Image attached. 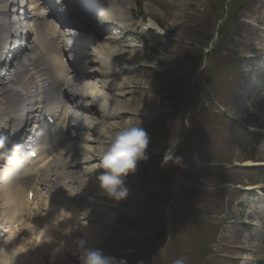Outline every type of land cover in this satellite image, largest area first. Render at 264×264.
Returning <instances> with one entry per match:
<instances>
[{
	"label": "rangeland",
	"instance_id": "obj_1",
	"mask_svg": "<svg viewBox=\"0 0 264 264\" xmlns=\"http://www.w3.org/2000/svg\"><path fill=\"white\" fill-rule=\"evenodd\" d=\"M117 2L118 5H122L121 0H117ZM135 2L136 0L132 2L131 8H133ZM217 2H220V4L216 5ZM221 4L222 6L233 7L230 13L237 15V0H152L150 3L142 4L139 7L141 24L144 28L151 27L155 31H153L154 37L145 43L144 48L136 51L131 48L126 49L123 45L126 43H121V35L94 37L101 43H106V37H110L109 43L118 44V53L131 55L129 58L126 57L125 62L123 61L129 71H132L134 67H138L135 74H130L123 81L124 88L134 87L133 89H127L124 98L116 100L114 96L116 91L110 90L112 91L113 101L115 103H118L117 101L120 102L117 107L120 106L124 109V113L118 119L117 125L124 124V127L140 126L146 130L149 139L154 137L156 141L154 150L151 147L146 153L148 159L139 162L136 171L129 174L126 178L125 186L129 194L125 200L119 203L118 216L121 215V217L115 221L117 215L115 214V216L112 213L114 212L112 209L113 205L106 202V206L110 208L105 207L104 211L106 210L105 212L110 213L111 221H113L112 225L102 232V228L107 221L98 225L95 221L88 223L93 229L98 226L101 227V230L98 231L101 233L97 241L98 244H94L92 247L102 248L106 255L114 256L118 260L123 259L126 264H151V262L153 264H176V261L172 259L178 256L179 252L185 248L186 245L183 242H188L187 238H185L186 236L183 235L184 228L187 229L188 227L186 216L176 224L174 230L165 234L166 238L163 239V247L157 251L151 244L146 243L142 236L134 237L130 232V230L141 226V222H143L142 227L148 230L146 234L152 236L154 233H161L164 225L172 221L169 214V206L171 204H168L166 199L169 193L178 192L183 194V197L176 196L175 200L179 202V205L182 204L180 200L184 201L186 207L183 213H194L192 205L196 204L197 199H195V193H193L194 189L192 188L191 180L198 179L199 184L195 189L203 193L208 188L218 189L216 184L218 174L231 180L237 181L241 179L234 165H243L244 163L241 162L249 159L252 156V152L247 150L245 139L236 130L230 128L231 121L226 115L222 114L218 119L216 118V110H221L218 108L219 105L221 103L231 105L232 107L227 109V115L243 125L247 123L264 124V121L254 119L252 116L258 114V117L264 118V86H259L255 83L247 87V82L251 77L254 79L257 76L258 79L264 80V26L258 24V26L254 27L249 24L251 22L249 19L257 17H261V21H264V0H252L249 6L250 9L240 12L239 22H234L231 29L235 30L234 34H236L237 41L233 40L235 37L232 40L229 38L222 41L221 47L225 49L226 53L219 58L210 59L204 56L201 66V69H203L202 77L195 81L197 77L194 67L195 60L200 59L203 54L204 44H208L211 35L214 36L216 33L215 21L222 13ZM262 5L263 7L260 10ZM120 23L127 25V12H125ZM197 33L204 37V44L194 41L198 39L196 38ZM132 35L134 36V34ZM139 43H141L140 40H138ZM108 45L111 46V44ZM126 46L128 45L126 44ZM209 46H211V43ZM112 47L117 46L112 45ZM213 47L214 45L212 49ZM250 53H254L256 56L249 55ZM204 54H208L206 50ZM68 56L70 55L68 54L66 57ZM178 58H186L181 60V62H177H185L186 64L180 65L182 67L178 74L170 80H159L155 75H152L154 71L148 70L152 67L159 69L163 63L175 62ZM189 60L191 62L188 64L187 61ZM134 61L136 62L134 63ZM212 65L215 66L208 73L207 79H209V82L213 81L212 95L219 102L214 105L215 101L206 97L188 105L182 98L183 90H189L191 87H200L202 85L201 81L207 77L208 68ZM94 68L100 70L101 65L96 64ZM251 69L258 71L256 74H251L249 72ZM110 76L113 79L111 83L115 84H117L116 80L120 76L118 82L121 84L124 71L116 77H113L115 74H109L108 77ZM108 77L106 79H109ZM165 86L174 91L169 97L166 94ZM114 89H119V86ZM100 91L103 90L101 89ZM95 93L97 92L95 91ZM106 96L109 97L108 94ZM162 105L164 106L163 111L168 113V116L164 117V124L161 123L162 119L160 120L159 116L147 119L133 116L150 114L158 106ZM98 126L99 128L94 133L102 135L101 125ZM190 126L194 127L195 135L198 137L195 139L197 147L191 146L181 151V153L185 156L187 153L193 152L196 158L193 159L191 154H188L187 158L189 160L186 164L182 165L183 162L176 164L175 157H179L176 149V153L173 150L174 160L172 162L165 161L164 157L168 150L174 149L175 145L180 146L181 143H184L179 136L180 131L186 130ZM259 151L264 157V142ZM204 160L218 163L219 168H202ZM178 165H180L179 169L177 168ZM173 169H176V173L181 177L178 179L182 181V191H179L177 182L173 181V177L169 176L173 173ZM212 174L215 176L211 177L210 175ZM184 177L187 179H184ZM161 182H163L162 185L160 184ZM237 189L239 191L246 190L247 194L243 195L237 190L227 194L224 216L226 221L224 229L226 231L218 239L220 242L219 246L213 247V254L219 259L213 264H255L264 251V246L262 245L263 237H259L260 233L264 231V201L261 200L264 198V176L260 177L259 186L256 188L243 189L237 187ZM228 192L229 190L226 191V193ZM41 196L46 199L47 195L41 192ZM170 197L174 199L173 196ZM170 197L169 201L171 203L173 199H170ZM103 201L100 199V202ZM145 201L148 202L147 205L154 206L150 219L144 217L149 208L147 206L140 208L143 204L141 202ZM58 202L57 200L54 202L56 207L59 206ZM2 205L1 203L0 214L4 209ZM45 205H39L38 203L37 208L33 205L37 215L49 209ZM111 209L113 210L112 212L110 211ZM53 211H47V214L45 213L46 218L48 214H53L56 219L58 211ZM33 215L25 217L29 218L33 217ZM70 218L74 219V216ZM262 218L263 221L261 222ZM55 219L49 221L52 222ZM15 221V224H17L18 221ZM201 221L205 223V226L199 232V223L195 224L194 228L197 232L196 235H194V232H190V239L199 238L200 236L209 238L216 227L207 218L205 220L201 219L199 222ZM26 223L21 227V232L25 228L29 230ZM242 223L254 225L253 230L250 233L242 234V229L239 225ZM44 224L47 225L46 223ZM149 226L152 227L154 232ZM39 227L37 228L36 226V232L34 230V233L37 234L43 231ZM119 227L121 230H119ZM12 229L14 228L11 227ZM176 229H179L178 234L175 231ZM57 234L60 241L52 248L50 255L46 253L44 246L37 245L39 241L35 240L34 243L30 244L28 234L22 235V237L24 244L29 245V247L25 249L24 245H18L16 250L25 249L24 253H31L27 258L32 264H80L79 257L82 255V249L79 248L77 243L81 239L79 229L78 232L69 236L60 230ZM16 242L17 236L14 244ZM39 243L43 244V241ZM46 244L47 246L54 245L45 242L44 245ZM61 246L65 247L62 252H60L59 248ZM89 247L91 246L89 245ZM10 249L9 251L12 252ZM152 250L156 253L151 258L149 253ZM185 250L190 251V248L186 246ZM11 252H7V256L11 255Z\"/></svg>",
	"mask_w": 264,
	"mask_h": 264
},
{
	"label": "bare ground",
	"instance_id": "obj_2",
	"mask_svg": "<svg viewBox=\"0 0 264 264\" xmlns=\"http://www.w3.org/2000/svg\"><path fill=\"white\" fill-rule=\"evenodd\" d=\"M86 1L96 4L97 10L95 13L101 11V9L106 11V13L104 12L94 17L99 21V23H97L98 26L87 28V30H82L80 27H77V32L80 34L81 38L70 40L71 46H67L63 44V37L58 32V28H54L52 24L45 19L44 13L38 12V1L32 2L30 9L25 13L27 18L25 19L26 22L21 23V25L15 24L12 26L13 28H11L12 24L9 20H6L4 14L8 10L10 2L12 3L13 0H0V137L6 133L8 124L9 126L14 125V121L20 115L22 118H25L28 113L31 112L28 111V108L36 107V104H38V108H42L41 112H44V115L50 114L56 119L54 125H47L43 143L34 150L39 154V158L37 159L39 163L33 165L36 160L28 161L29 165L32 167L29 172L22 176L20 180L21 185L13 183L12 175L9 172L6 171L1 173L0 184H2V187L0 190L2 192V206L4 209L0 216V231L2 227H5L6 231L0 232V247L3 245L4 248L2 254L3 259L0 261V264L22 263L21 259H18V252L14 253L9 251V249L14 245L16 234L21 230L24 223H26V219L31 220V223H26L28 224L30 232H32V236L29 238L30 242L36 239V241L39 242L43 241V244L45 242L55 244L60 241L57 234L59 230L68 236L73 233L75 234L76 232L72 229L74 224V227H78L79 229V236L81 235V239L87 240L89 245L92 246L98 241L97 236L93 235L96 234L98 230L96 231V229L91 228L88 223L94 221L97 225L102 223V221H107L109 224L113 223L110 218V213L105 212L106 210L104 211V207L100 203L92 199L82 200L77 195H70L67 197L63 192V189L67 187L66 183L72 182V175H87L90 170L89 158L80 165L70 164L67 159L61 158L59 164L60 169L55 171L53 177L46 182L49 183L50 186L47 192V202L45 205L49 208L47 211H58L54 221L51 222L47 220V213L40 218V222H36L37 224L32 220V217H25L27 215L32 216L33 214L37 215L35 208L38 206L37 197L39 189L43 185L45 186V183L43 184V182L40 181H44L42 179L47 177L52 171L54 163L60 159L57 147L58 140L64 134L72 132L74 129L73 123L79 120H81L82 123H79L78 126L88 133L90 131L96 132L97 128H99V126L94 125L93 117L96 113L89 107L87 102V99L92 96L87 95L86 88L81 87V89H75L73 86H78L80 83L81 85L89 86L90 91L97 90L98 85L95 82V79L98 78L97 76L99 75L101 78H106L109 74H115L113 77L120 75L123 66L121 60H126V57L129 58V56H131L125 53H118V47H112V44L111 46L101 43L97 45L91 41L92 37L87 34V31H91L98 27L100 28L101 25L110 27L112 24L110 21L113 19L114 14L121 11L119 6L113 7L115 4L114 0ZM130 1L133 2L134 0ZM69 8V6L66 7V9L72 13L73 11L69 10ZM126 10L129 11L130 8H125L124 11ZM85 17L86 15L80 14L81 19H85ZM33 18L35 20L31 21ZM89 18H91V16ZM18 19L19 22L22 20L20 17ZM259 23L264 25V21H259ZM88 25V23H85V27ZM109 27H107V30H109ZM103 29L106 28L103 26ZM114 30L115 32H110L118 33L122 36L123 32L120 33L118 30ZM22 37L26 40L27 47L18 53V57H24L25 60L21 62V64L17 63L14 70L9 69L7 59L5 58L11 54L9 51L10 47H8L9 41L15 40V43L19 44V42L24 40L21 39ZM22 45H24V43H22ZM81 50H87L84 51L86 58L81 55ZM26 53H29V56H26ZM68 54L70 56L66 57ZM69 60H71V62H69ZM87 60H89V62ZM135 62L136 61H134V63ZM99 63L102 67L101 70H95L90 67L92 64ZM28 67H30L29 73H31V75H28L26 79L23 80L22 75L27 71ZM4 68H7L9 71L3 73ZM8 72L12 74V78H9ZM111 77L112 76L109 78ZM21 80H23L22 84H24V93L11 89L9 86L10 84L18 83ZM64 86L68 87L69 93L63 92ZM102 87L104 89L103 94L101 93L98 95L100 91L96 94L98 95V103L108 109V107L114 105L115 101L111 98L109 99L110 96L108 97L106 95L108 91L114 90V88L118 86L115 83L105 82ZM36 89H38L39 92L37 95L34 93ZM59 95H63V98L58 97ZM38 97H42V99H38ZM68 103L73 106L75 111L81 112L82 115L78 116L71 114L72 111L67 107ZM32 133H36L35 129L30 126L27 127L25 135ZM7 141L11 142L10 140ZM84 142L92 143V140L85 139ZM44 143H47L48 146L45 147L43 145ZM18 165L19 163L14 164V166ZM96 185H99V183ZM30 193L35 194L32 200L29 197ZM97 193L102 194L100 189ZM60 195L62 197H60ZM56 200L59 201L57 203L59 206L57 207L54 205ZM91 204H95L98 207H92ZM68 216H74V219H69ZM15 220L18 221L17 224H15ZM44 223L47 225L44 227L43 231L41 230L42 232L37 234L34 233V230L36 232V226L38 228V226ZM11 227L14 229L11 230ZM59 248L60 252L65 249L64 246ZM7 252H11V255L7 256Z\"/></svg>",
	"mask_w": 264,
	"mask_h": 264
},
{
	"label": "clouds",
	"instance_id": "obj_3",
	"mask_svg": "<svg viewBox=\"0 0 264 264\" xmlns=\"http://www.w3.org/2000/svg\"><path fill=\"white\" fill-rule=\"evenodd\" d=\"M148 145V133L140 126L124 127L116 133L95 166L100 170L98 181L102 194L116 202L127 198L129 192L125 186L126 178L136 171L139 162L148 159ZM164 160H174L173 149L166 152ZM175 162L179 163L180 158L175 157ZM76 194L72 193L73 196ZM77 243L82 249L80 264H126L123 259L106 255L102 248L89 247L85 239H79Z\"/></svg>",
	"mask_w": 264,
	"mask_h": 264
},
{
	"label": "trees",
	"instance_id": "obj_4",
	"mask_svg": "<svg viewBox=\"0 0 264 264\" xmlns=\"http://www.w3.org/2000/svg\"><path fill=\"white\" fill-rule=\"evenodd\" d=\"M179 205H174L173 210H177Z\"/></svg>",
	"mask_w": 264,
	"mask_h": 264
}]
</instances>
